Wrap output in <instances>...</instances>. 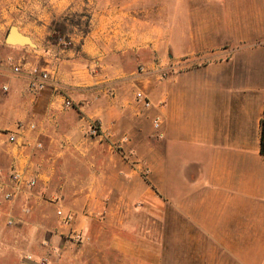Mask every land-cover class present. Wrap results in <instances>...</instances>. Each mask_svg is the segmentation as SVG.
Listing matches in <instances>:
<instances>
[{
    "label": "crops",
    "instance_id": "crops-1",
    "mask_svg": "<svg viewBox=\"0 0 264 264\" xmlns=\"http://www.w3.org/2000/svg\"><path fill=\"white\" fill-rule=\"evenodd\" d=\"M117 5L107 0L94 8L90 32L72 35L85 56L0 47V128L37 125L19 131L17 145L0 147V264H89L87 243L111 231L112 220L116 229L110 245L97 249L100 257L112 252L133 264H159L154 224L167 231L176 215L177 236L185 239L180 264H264V0H164L161 34L136 13L128 21ZM159 46L161 65L149 57ZM34 66L57 68L63 94L53 84L31 93ZM140 90L150 109L136 100ZM66 98L73 108L64 107ZM158 117L162 128L154 135ZM90 121L116 137L89 145L87 137L67 132L78 126L83 136ZM65 155L83 160L89 175L83 186L75 176L53 185ZM7 161L38 180L12 202L4 199ZM55 197L75 213L86 245L65 240Z\"/></svg>",
    "mask_w": 264,
    "mask_h": 264
},
{
    "label": "rangeland",
    "instance_id": "rangeland-1",
    "mask_svg": "<svg viewBox=\"0 0 264 264\" xmlns=\"http://www.w3.org/2000/svg\"><path fill=\"white\" fill-rule=\"evenodd\" d=\"M0 0V47L5 46V37L9 31V29L12 26L18 27L24 34L29 36L32 40V43L35 46H30L32 51L39 50V51H45L48 48H52L55 50H69L72 46L74 47L75 44L72 41V35L74 33H82L78 27H73L69 25L68 29L72 30V32H69L68 34L62 35L58 32H55L52 29V24L55 22H63L69 17H73L77 13L82 14V16L76 15L75 20H80L81 23H85L86 16L85 14L91 15V10L94 8H99L100 5H102L107 0H93L91 3V0ZM110 2H114L115 4H118V8L121 13L128 14V21L133 20V18H130L129 15L132 13L134 15H138L141 21L148 22L149 25L153 24L155 28H157L159 31L158 33L161 34V27L163 22V2L164 0H108ZM193 2L202 1V0H191ZM100 3V5H99ZM136 13V14H135ZM7 45V44H6ZM34 53V52H33ZM152 56L153 60L155 62L162 64V58L164 57L163 52L161 50V46H159L158 50H155L154 54L149 53V57ZM159 65V68L155 71V76L153 77L154 84L156 87H160L162 84V66ZM130 89L133 93L136 91L134 88L129 86L127 90ZM143 91V90H142ZM136 98V94H135ZM98 123L97 121H93ZM98 125L101 128L100 136H90L88 131V123L87 128H85L82 133H80L78 126H76L74 129H70L67 132L68 133H74V137H87V141L85 144H91L92 140L99 139L100 137H116L113 130H102L101 125L98 123ZM83 128V127H82ZM154 129V128H153ZM35 131V130H34ZM156 133L154 135L158 134L159 132L154 129ZM66 132V133H67ZM9 131L3 130V128H0V137H9ZM124 137L123 140L127 141L125 137H128L127 135L122 136ZM156 145L158 143L161 144V139L159 137H154ZM8 141L3 144H0V147H4L5 149H8ZM159 144V145H160ZM11 145V144H10ZM63 146H66V144L62 143ZM93 147V146H91ZM62 150L65 151V147H61ZM93 150H95V153H99L98 147H94ZM5 163V162H4ZM84 163L83 160L80 159L79 162L72 160L66 155L64 158H61L60 161L56 164V170L53 175V185L54 186H61L63 184H66L68 177L71 178V176H75L77 182L75 183L77 187L83 186V182H85L88 178V174L84 172ZM15 165L12 163H8V161L5 163L6 167V173L10 177L12 170H14ZM35 177V176H31ZM36 178V177H35ZM37 179V178H36ZM38 183V180H37ZM44 200H49L50 198L47 197V195L43 194ZM62 202L63 204L66 203L65 195L62 196ZM4 203V201H3ZM6 204V203H5ZM34 205V203H32ZM61 205V204H59ZM1 206H4L1 205ZM6 206V205H5ZM36 206V205H35ZM63 206V205H62ZM65 207V205L63 206ZM5 208V207H4ZM128 208L125 207L124 213L128 214L127 216L130 217ZM128 211V212H127ZM21 210L19 207V211L17 214H20ZM36 214L38 212H34L33 214L28 217L29 222L34 223V219L36 218ZM177 215L175 216V222H171V229L170 227H167V231H164L163 223H155L154 228L156 229V237H155V244L159 246V248L162 251V261L159 264H180L181 258L184 256V254H181L182 248L185 245V239L181 240L179 239L178 235V221H177ZM112 220V218H111ZM60 225V224H59ZM55 227L57 224L54 225ZM176 227V228H173ZM64 228V227H63ZM98 230V227H96ZM58 231L64 232V230L57 228ZM66 229V228H64ZM106 229H111V231H107L104 235L101 237L96 236L95 239H92L93 241H89L87 243L90 245L91 249L89 251L90 255L88 256L89 264H133L131 261L127 260L122 257H118V255L114 253L107 252L106 254L103 253L101 257H103L105 260H101V257L99 255L98 248L104 247V244L106 243V246L110 245V241H112V234L114 231L112 229H116L114 226V222H107ZM65 233V232H64ZM66 236L65 240H68L71 242L75 247H81L82 245H86V240L82 244H78L74 242L73 240L68 238V232L64 234ZM87 238V237H86ZM124 239L130 241L132 238L130 237L129 233H124ZM97 252V253H94ZM194 264V263H190Z\"/></svg>",
    "mask_w": 264,
    "mask_h": 264
},
{
    "label": "built area",
    "instance_id": "built-area-1",
    "mask_svg": "<svg viewBox=\"0 0 264 264\" xmlns=\"http://www.w3.org/2000/svg\"><path fill=\"white\" fill-rule=\"evenodd\" d=\"M216 1V0H212ZM57 68L56 69H41L38 66H34L31 69V80L29 83V90L34 95H39L42 92L46 91L48 89V86L50 84L54 85V93L56 95H62L63 91L62 88L57 80ZM143 70V67L139 68V71L141 72ZM13 71L15 73L21 72V67L19 65L13 66ZM4 91H7V87H3ZM136 100L140 102L144 108L150 109L152 107V102L150 101L149 97L146 95V93L142 90L138 91L136 93ZM64 107L66 108H73L74 103L72 100L66 98L63 103ZM153 128L161 132L162 128V122L160 117L154 119L153 121ZM18 131H13L9 133L8 137V143L11 145H17L19 141L20 132L26 129H29L31 131H34L37 129V125L35 123H30L27 126L19 125L17 127ZM88 131L90 136H100L101 128L98 125V123L90 121L88 123ZM37 147H42L41 144H37ZM10 184L7 187V190L4 192V199L7 202H12L15 200L23 191L27 188L33 189L37 185V179L35 177H29L25 169H19L14 168L12 170L11 176H10ZM60 198L55 197L53 202L57 204L56 208V216L58 218L59 224L62 227H65L68 230V238L73 240L74 242L78 244H82L85 242L86 238L82 232V230L76 229L74 226L76 224V215L72 210H69L62 205H59ZM14 221L10 220L8 222V225H13ZM29 260H32V256L27 257Z\"/></svg>",
    "mask_w": 264,
    "mask_h": 264
},
{
    "label": "trees",
    "instance_id": "trees-1",
    "mask_svg": "<svg viewBox=\"0 0 264 264\" xmlns=\"http://www.w3.org/2000/svg\"><path fill=\"white\" fill-rule=\"evenodd\" d=\"M76 15L78 16H82V14L77 13ZM76 15H74L72 18L69 17L66 20H64L63 22H55L52 24V29L55 32H58L62 35L68 34L69 32H72V30H69L68 27L69 25L73 26V27H78L79 30L82 32V34L86 35L90 32V26H91V15L89 14H85L86 16V21L85 23H81L80 20H75ZM70 49L75 50V52L79 55V56H85L81 51V47L80 45H75L74 47L72 46ZM263 146H264V133H263Z\"/></svg>",
    "mask_w": 264,
    "mask_h": 264
},
{
    "label": "water",
    "instance_id": "water-1",
    "mask_svg": "<svg viewBox=\"0 0 264 264\" xmlns=\"http://www.w3.org/2000/svg\"><path fill=\"white\" fill-rule=\"evenodd\" d=\"M5 43L9 46H35L32 43V40L29 36L22 34L19 31V28L16 26H12L6 37H5Z\"/></svg>",
    "mask_w": 264,
    "mask_h": 264
}]
</instances>
